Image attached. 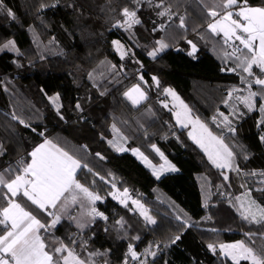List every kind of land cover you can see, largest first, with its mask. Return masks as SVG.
<instances>
[{
	"label": "trees",
	"instance_id": "obj_1",
	"mask_svg": "<svg viewBox=\"0 0 264 264\" xmlns=\"http://www.w3.org/2000/svg\"><path fill=\"white\" fill-rule=\"evenodd\" d=\"M159 2L152 0L149 4L144 0L137 7L131 0H3L15 19L0 10V45L14 40L19 53L0 52V145L4 153L0 155V170L15 167L22 159L30 161L29 153L43 142L38 133L44 132L92 169H79L76 179L81 184L107 198L113 190L109 183L112 181L120 190L127 188L150 208L156 219L155 224H148L132 211L131 204L119 205L107 220L97 218L91 227L79 232L65 216L51 232L42 230L49 249L56 238L69 243V237H74L78 241L76 251L82 257L86 258L89 252L104 254L95 257L96 264H104L105 260L108 264H122L130 243L139 253L150 245L152 251H157L150 264H233L218 250L209 249L208 244L240 240L251 243L244 235L248 232L257 233V249L264 243L259 238L264 227L242 220L233 203L242 192L241 172L264 170V142L260 140L264 126H257V111L238 123L234 133L213 122L212 118L218 117L225 106L227 93L240 83L241 72L221 70L229 68L231 60L225 63L221 58L223 37L207 29L209 17L199 0H165L174 13L171 20L157 15L163 10L155 7ZM248 3L259 6L264 0ZM42 4L48 6L41 8ZM125 6L136 7L141 20L131 31L113 27L122 19ZM180 16L185 17L184 28L179 27ZM162 23L163 30L153 31ZM34 33L43 40H55L61 49H76L82 62L75 59L52 68L41 55ZM115 39L123 41L130 50L123 59L114 48ZM161 39L169 47L155 58L150 57L148 52L158 47L156 41ZM189 40L199 47L196 57L188 54ZM104 59H110L115 69L94 87L88 76ZM153 76L159 80V87ZM137 83L145 88L148 97L134 106L124 92ZM165 88L181 95L193 113L225 140L235 153L234 165L239 171L220 170L208 160L188 136V130L177 124L174 112L164 107ZM57 93L62 102L59 115L49 100ZM13 113L31 127L13 120ZM113 125L126 135L131 148L142 149L155 162L160 158L151 145L159 146L179 171L158 179L132 153L114 151L107 142ZM223 174L229 176L227 181ZM200 175L209 180L208 206L204 203ZM100 176L105 179L102 181ZM254 193L264 205V192ZM20 199L42 222H48L47 216L26 199ZM0 205L6 206V202L0 199ZM71 211L76 215L79 208ZM121 219L123 227L116 223ZM3 230L0 225V234ZM177 235L180 239L173 243ZM81 240L87 242L86 251L79 246ZM157 244L159 248L155 247ZM241 264L250 261L242 260Z\"/></svg>",
	"mask_w": 264,
	"mask_h": 264
},
{
	"label": "snow or ice",
	"instance_id": "obj_2",
	"mask_svg": "<svg viewBox=\"0 0 264 264\" xmlns=\"http://www.w3.org/2000/svg\"><path fill=\"white\" fill-rule=\"evenodd\" d=\"M147 2L151 4L152 0H147ZM199 2L204 5L206 14L209 17L207 29L217 36L222 34L223 46L231 48L229 52L227 48L222 46L221 58L225 63L229 60L233 61L235 67L222 68L221 70L228 72L239 70L242 73L240 79L245 85L243 91L246 92V95L236 96V100L242 103L249 112L258 110L260 120L257 126H264V4L252 6L248 3V0H242V2L241 0H208L207 4H205V0H199ZM131 3L134 6H139L142 0H131ZM47 6L42 4L41 8ZM155 7L163 9L157 12L158 16H166L169 20L172 19L174 13L171 11V7L165 4V0H160ZM0 10L15 19L14 12L12 9L6 8L3 0H0ZM121 16L122 19L117 20L113 27L131 31L134 25L141 23L137 16L136 7L129 8L125 6L121 10ZM179 21V27L184 28L185 17L180 16ZM164 28L165 24L162 23L158 26V29L154 28L153 31L163 30ZM112 43L122 59L129 54V52L124 51L125 46L119 40H114ZM156 44L158 47L148 52L150 57L155 58L158 52L169 47L163 39L156 41ZM188 44L192 48V51L188 53L191 56L196 51V45L190 40ZM5 50L19 53L14 40H8L0 45V52ZM112 68L114 69L115 65H112ZM139 79L140 81L144 80L143 76H140ZM152 80L159 87L160 82L157 77L153 76ZM254 86H258L256 90H253ZM163 91L166 95H170L173 100L179 101L182 110L174 113L177 123L182 127L192 125V131L188 133V136L207 154L208 160L217 168L239 171L238 167L234 165L235 153L225 143L224 139L221 136L213 135L207 125L202 123L198 117L192 118L188 106L180 100L173 89L165 88ZM240 91L241 89L235 87L230 90L227 93L228 99L224 100V104H229L233 94ZM134 93L135 95H133ZM124 96L133 104H139L147 98L140 84L133 85L128 91L124 92ZM257 99L261 101L259 105H257ZM49 100L56 106L59 115L61 107L58 103L59 95L49 97ZM76 107L79 109L80 105L77 104ZM164 107H168V105L165 104ZM230 115L240 116L242 113L236 107H233ZM219 116L222 117V123L227 131L234 133L235 128L232 126L229 116L224 115V113H219ZM60 118L63 119L62 116ZM12 119L17 120L25 127H31L29 123L15 113L12 114ZM212 120L214 123L217 122V117L214 116ZM113 129H115V125H113ZM32 131L35 132L36 129L32 128ZM38 135L43 138V142L36 145L29 153L30 162L22 159L17 162L15 167L10 166L5 170H0V189L6 190L0 191V199L6 202V206L0 205V225L4 226L3 234H0V264H96L95 257L104 254L89 252L86 258L82 257L76 251L78 244L76 238L69 237V243L56 238L53 241V247L49 249L46 239L41 235L42 230L51 232L55 229L65 216L75 224L79 232L91 227L97 218L107 220L108 217L103 212L98 211L95 206L97 201L102 200V197L76 179L78 169L86 168L89 172L92 169L49 139L44 132H39ZM260 140L264 142V135L260 136ZM109 144L117 151L127 150L119 147L115 141H109ZM151 147L164 160V163L159 167L152 165L148 157L144 156L139 149H132L131 151L139 154L152 167L153 174L157 178L162 172L177 171L175 165L167 161L156 145H151ZM3 154L2 145H0V155ZM96 155L103 159L99 153ZM95 175L99 176L98 173ZM248 175L264 177V171L260 173L252 172ZM99 178L102 181L105 179L103 176ZM223 179L227 181L229 176L223 174ZM109 183L114 190L109 194L127 207L128 189L125 188L123 193H120L114 182L109 181ZM260 183L264 184V180H261ZM241 187H245V185H241ZM256 190L264 192V188ZM252 191L253 189L248 188L243 197H236L239 202L238 211L242 220L249 224H258L264 227V205L258 203L251 196ZM18 197L25 198L37 211L47 216L49 218L48 222H42L32 211L22 206L17 200ZM131 203L140 209V215L148 223H156V220L148 214V209L139 200H132ZM74 207L79 208L76 215H73L71 211ZM177 219L179 220L180 217H177ZM116 223L123 227L122 219L116 221ZM212 231H215V229ZM244 235L251 243H246L245 240L218 245L209 243L208 248L215 252L218 247L225 257L231 258L233 264H241L242 260L250 261V264H264V243L257 249L254 246L257 233L248 232ZM138 238L135 237L134 239ZM259 238L264 240V232L259 233ZM179 239L180 236L177 235L172 242L174 243ZM79 246L85 251L87 250L86 241H79ZM155 247L159 248V244ZM151 248L150 245L143 253H138L130 243L122 264H128L129 259L139 261V264H147L146 260H141L140 257L142 255L154 257L156 253L151 251ZM104 264H108V261L105 260Z\"/></svg>",
	"mask_w": 264,
	"mask_h": 264
},
{
	"label": "rangeland",
	"instance_id": "obj_3",
	"mask_svg": "<svg viewBox=\"0 0 264 264\" xmlns=\"http://www.w3.org/2000/svg\"><path fill=\"white\" fill-rule=\"evenodd\" d=\"M11 40V39H10ZM34 40H35V43L38 45L39 47V51L41 53V55H43V57H45L47 59V61H49L50 65L52 66V68H56V67H63L64 65L62 64H69L70 62L72 61H76L75 62H82V56L80 54L77 55H73L74 53L71 54V52L67 51V50H64V49H61L58 45V43L55 41V40H43L37 33H34ZM7 42V41H6ZM121 42V41H120ZM121 44H123L121 42ZM116 50V48H115ZM117 51V50H116ZM118 52V51H117ZM120 54V53H119ZM104 60H107V61H104ZM102 60L94 69L95 71L92 73L91 75V80L93 81V83L90 81L89 79V76H88V79L90 81V83L96 87L102 80H104L105 78H107L111 72H113V69L111 66V64L108 62H112L110 59H104ZM108 62V63H107ZM93 69V70H94ZM92 70V71H93ZM91 71V72H92ZM90 72V73H91ZM100 74H102V76H99ZM241 77V75H240ZM102 79V80H101ZM241 80V79H240ZM94 81L96 82V84H94ZM235 88H238V89H241L240 92L238 93H234L233 94V97L231 100H229V104H225L224 108L222 109V111L220 113H224V115H227L229 116V119L231 120L232 122V126L236 129V126L238 123H240L245 117H247L249 114L257 111L259 112L258 110H253L251 112H249L242 103H240L239 101L236 100V96H240V95H246V92L243 91V89L245 88V85L243 83H240L238 86H236ZM175 91V90H174ZM176 92V91H175ZM176 94L178 95V97L180 98V100L183 101V103L185 105L188 106V109L190 110V115L192 118H197V116L193 113L191 107L189 106V104L186 102V100L181 96L179 95L177 92ZM170 96V95H169ZM171 97V96H170ZM171 108L174 110V113L176 111H181L182 109L180 108L179 106V101H176V100H173V98L171 97ZM167 99H165L166 101ZM175 105V106H174ZM233 107H236L240 113H242V115L240 116H232L230 115V113L232 112V109ZM175 115V114H174ZM176 118V117H175ZM199 120L204 123L200 118ZM221 128H223L226 132L227 129L224 127L223 123H222V117L218 116L217 117V122H216ZM206 124V123H204ZM180 125V124H179ZM207 125V124H206ZM181 126V125H180ZM209 131L212 132L213 135H216V136H220L218 135L217 133H215L208 125H207ZM187 130H188V133L190 131H192V125L189 124L187 127H185ZM225 141V140H224ZM226 143V142H225ZM206 154V153H205ZM207 155V154H206ZM154 161V160H153ZM155 162V161H154ZM160 162V161H159ZM158 163V162H156ZM234 164H235V159H234ZM217 168V167H216ZM220 169V168H219ZM220 170H224V171H229L231 169H220ZM242 179H244L246 182H249V184L253 187H255L256 189H259V188H264V184L260 183L261 180H264V177H261L259 175H256L255 177H252L250 175H248V173L250 172H246V171H242ZM204 175H200V178H202ZM202 183V190L203 192L205 193V200L208 201V194L210 192V186L207 185L206 183V180L203 179V181L201 182ZM255 189V191L257 193H263L261 191H257ZM209 190V191H208ZM144 204V203H143ZM144 206H146L144 204ZM229 243H234V242H229ZM227 244V243H225ZM145 251V250H144ZM143 251V252H144ZM152 251V250H151ZM218 251L220 252V250L218 249ZM154 252V251H153ZM155 253L157 254V251H155ZM221 253V252H220ZM222 254V253H221ZM156 256V255H155ZM154 256V257H155ZM222 256H224L222 254ZM153 256L151 255H148V256H141L140 259L141 260H146L147 264H150L154 258ZM229 259H231L230 257H228ZM132 262L134 261H130L128 262L129 264H131Z\"/></svg>",
	"mask_w": 264,
	"mask_h": 264
},
{
	"label": "crops",
	"instance_id": "obj_4",
	"mask_svg": "<svg viewBox=\"0 0 264 264\" xmlns=\"http://www.w3.org/2000/svg\"><path fill=\"white\" fill-rule=\"evenodd\" d=\"M142 1H144V0H142ZM140 6V5H139ZM139 6H137V7H139ZM221 36H222V34H221ZM223 37V36H222ZM115 40H119V41H121L120 39H115ZM122 43H123V45L125 46V48H124V51H126V52H129L130 53V50L127 48V46L125 45V43L123 42V41H121ZM192 43H194V42H192ZM238 43V42H237ZM195 44V43H194ZM196 45V44H195ZM114 48H115V46H114ZM165 50V49H164ZM198 50H199V47L196 45V51H195V53L192 55V56H194V57H196L197 56V52H198ZM67 51H69V52H71V54L72 53H74L73 55H76V57H77V55L78 54H80L76 49H68ZM192 51V48H190V52ZM231 51V48H229V52ZM118 53V55L120 56V54H119V52H117ZM159 53V52H158ZM157 53V54H158ZM81 55V54H80ZM129 55V54H128ZM128 55H125L124 57H126V56H128ZM121 57V56H120ZM104 61H107V60H104ZM111 65H114L112 62H110V61H108ZM107 62V63H108ZM62 65H65V64H62ZM112 67V66H111ZM230 67H235V64L233 63V61H231L230 62ZM96 69V68H95ZM95 69L90 73L91 75H92V73L95 71ZM255 70V69H254ZM237 71H239V70H237ZM90 74H89V79H90V81L93 83V81L91 80V76H90ZM241 75H242V73H241ZM99 76H102V74H100ZM102 80V79H101ZM240 83H242L241 82V80H240ZM239 83V84H240ZM94 84H96V82L94 81ZM138 84V83H137ZM238 84V85H239ZM136 85V84H135ZM238 85H235L234 87H236V86H238ZM140 87H141V89L145 92V94H146V97H148V94H147V92H146V90H145V88L140 84ZM233 87V88H234ZM131 88V87H130ZM129 88V89H130ZM128 89V90H129ZM127 90V91H128ZM232 90V89H231ZM253 90H256L255 89V86H254V88H253ZM58 94V93H57ZM57 94H54V95H51V96H49V97H54V96H56ZM59 95V94H58ZM133 95H135V93L133 94ZM147 99V98H146ZM146 99H144V100H142L139 104H133L129 99V101L134 105V106H139V105H141ZM165 99H167L166 101H165ZM171 97L169 96V95H166L165 93H164V100H163V103L164 104H167L168 105V108H170L173 112H174V110L171 108ZM258 100L259 99H257V105H258ZM52 103V102H51ZM58 103H59V105H61L62 106V102H61V98H60V95H59V101H58ZM53 105V104H52ZM55 108H56V106L55 105H53ZM61 108V107H60ZM177 121V120H176ZM178 124V123H177ZM179 125V124H178ZM180 126V125H179ZM180 127H182V126H180ZM185 128V127H184ZM118 130V131H117ZM123 138H126V139H123ZM109 141H115L116 142V144L119 146V147H123V148H125V149H127L126 151H123V152H120V151H117L116 150V148H114L112 145H110L109 144ZM107 142H108V144H109V146L114 150V151H116V152H118V153H124V152H130V153H132L139 161H141L146 167H148L151 171H152V173H153V170H152V167H150L140 156H139V154H136V153H133L131 150L132 149H139V151L141 152V153H143L144 154V156H147L148 157V160L149 161H151V164L152 165H155V166H157V167H159L161 164H163L164 163V160L163 159H161V157H160V155H159V153H157L154 149V151L156 152V154L159 156V158H160V162H158V163H156V162H154L142 149H140V148H138V147H134V148H131L130 146H129V140H128V138L126 137V135L124 134V133H122L118 128H116L115 127V129H112V136L110 137V138H108V140H107ZM199 146V145H198ZM156 147L157 148H159V150H160V152H162L163 154H164V157L167 159V161H169L171 164H173V165H175V167H176V169H177V171H175V172H178L179 171V168H178V166L174 163V162H172L167 156H166V154L164 153V151L159 147V146H157L156 145ZM31 153V152H30ZM30 162V161H29ZM262 171H264V170H254V171H252V172H256V173H260V172H262ZM78 172H79V169L77 170V174H78ZM252 172H250V173H252ZM169 173H173V172H170V171H167V172H162L161 174H160V176H159V178L158 179H160L161 177H163L164 175H166V174H169ZM77 176V175H76ZM156 178H157V176L156 175H154ZM252 177H255V176H252ZM203 179L204 180H206V183H207V185H209V180L208 179H205L204 177H202V178H200V176H199V180H200V183L203 181ZM243 185H245V187H243L242 188V192H240L239 194H237L236 196H235V198H234V201H233V203H234V206H235V208H236V210H237V212L239 213V211H238V208H239V202L236 200V197H238V196H240V197H243V194L245 193V191L248 189V188H251V189H253V191H252V193H251V196L258 202V203H260L261 205H263L262 203H261V201L258 199V197L256 196V194L254 193V190L256 189L255 187H253V186H251L250 184H249V182H246L244 179H243ZM201 187H202V183H201ZM118 188V187H117ZM119 189V188H118ZM120 190V189H119ZM114 190H112L111 192H113ZM209 191V190H208ZM128 192H129V199H128V205H130L131 204V206H132V211H136V212H138L139 214H140V209L136 206V205H133L132 203H131V201L132 200H138L137 198H135L132 194H131V192L128 190ZM120 193H123V190H120ZM202 193H203V199H204V203H205V205L206 206H208L209 205V201H210V198H211V194L209 193L208 194V201H206L205 200V193L203 192V190H202ZM25 199V198H24ZM17 200H18V202L19 203H21L22 204V206H24L27 210H29L28 209V207L23 203V201L18 197L17 198ZM140 201V200H139ZM30 203V202H29ZM140 203L141 204H143L141 201H140ZM119 205H121V206H124L123 204H121L120 202H119V200H117V199H114L111 195H109V197H107V198H102V200H100V201H97L96 202V208L98 209V211H100V212H103L104 213V215L105 216H109V215H111L114 211H116V209H117V207L119 206ZM144 205V204H143ZM146 209H148V214L150 215V216H152L154 219H155V217H154V215L152 214V212H151V210H150V208L149 207H147V206H144ZM34 214V213H33ZM35 215V214H34ZM143 217V216H142ZM37 218L38 219H40L38 216H37ZM144 218V217H143ZM145 220V219H144ZM156 220V219H155ZM146 221V220H145ZM147 222V221H146ZM148 223V222H147ZM148 224H151V223H148ZM43 232L41 231V235L43 236ZM234 242H236V241H234ZM226 243H229V242H226ZM219 248L217 247V249L216 250H218ZM136 251V250H135ZM139 253V252H138ZM141 253H143V252H141ZM129 264V263H128Z\"/></svg>",
	"mask_w": 264,
	"mask_h": 264
},
{
	"label": "built area",
	"instance_id": "obj_5",
	"mask_svg": "<svg viewBox=\"0 0 264 264\" xmlns=\"http://www.w3.org/2000/svg\"><path fill=\"white\" fill-rule=\"evenodd\" d=\"M131 261V259H129V262Z\"/></svg>",
	"mask_w": 264,
	"mask_h": 264
}]
</instances>
